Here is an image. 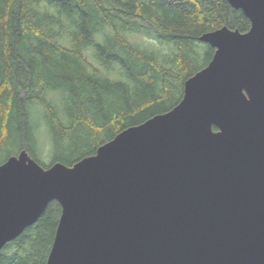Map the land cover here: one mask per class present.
I'll return each mask as SVG.
<instances>
[{
	"label": "water",
	"instance_id": "obj_1",
	"mask_svg": "<svg viewBox=\"0 0 264 264\" xmlns=\"http://www.w3.org/2000/svg\"><path fill=\"white\" fill-rule=\"evenodd\" d=\"M226 1L250 28L200 37L214 55L171 111L71 167L0 165V250L56 201L46 264H264V0Z\"/></svg>",
	"mask_w": 264,
	"mask_h": 264
},
{
	"label": "trees",
	"instance_id": "obj_2",
	"mask_svg": "<svg viewBox=\"0 0 264 264\" xmlns=\"http://www.w3.org/2000/svg\"><path fill=\"white\" fill-rule=\"evenodd\" d=\"M222 27L250 22L226 0H0V165L24 151L71 167L171 111L214 55L200 37ZM60 215L50 202L0 264H46Z\"/></svg>",
	"mask_w": 264,
	"mask_h": 264
},
{
	"label": "rangeland",
	"instance_id": "obj_3",
	"mask_svg": "<svg viewBox=\"0 0 264 264\" xmlns=\"http://www.w3.org/2000/svg\"><path fill=\"white\" fill-rule=\"evenodd\" d=\"M40 139L42 141L41 146L44 147V145L46 144V138L43 137V135H41V138ZM29 159H30V157L27 156V160H29ZM3 160H4L3 159V154L0 153V162L3 161ZM44 161H45L46 164H48V162H49L48 158H46L45 156H44Z\"/></svg>",
	"mask_w": 264,
	"mask_h": 264
}]
</instances>
